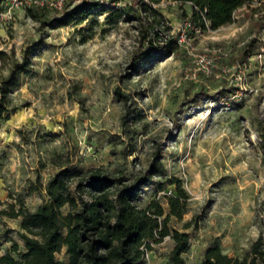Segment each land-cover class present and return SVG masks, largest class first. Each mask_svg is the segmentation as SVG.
<instances>
[{
  "label": "rangeland",
  "instance_id": "1",
  "mask_svg": "<svg viewBox=\"0 0 264 264\" xmlns=\"http://www.w3.org/2000/svg\"><path fill=\"white\" fill-rule=\"evenodd\" d=\"M81 1L68 0L66 12ZM88 1L100 2L97 13L58 25V12L33 17L0 0V78L30 62L9 96L17 110L0 127V254L13 239L24 249L21 217L1 210H35L60 170L100 168L130 183L158 156L164 173L136 202L157 200L168 213L170 179L182 180L188 211L169 225L189 233L184 264H201L216 246L246 257L264 237V10L243 7L202 30L184 21L188 5L162 0L155 6L177 47L138 57L149 49L138 22L108 16L150 0ZM174 243L154 244L145 264H172ZM56 257L69 260L62 241Z\"/></svg>",
  "mask_w": 264,
  "mask_h": 264
},
{
  "label": "trees",
  "instance_id": "2",
  "mask_svg": "<svg viewBox=\"0 0 264 264\" xmlns=\"http://www.w3.org/2000/svg\"><path fill=\"white\" fill-rule=\"evenodd\" d=\"M162 0L142 1L114 10L108 18L117 15L124 20H136L143 42L149 49L140 51L138 57L149 53L151 48L163 45L177 47L170 34L169 20L155 6ZM182 5L184 21L194 28L213 29L234 21L236 12L243 7L264 10V0H173ZM258 3L257 6H253ZM100 2L82 0L64 15L54 18L58 25L74 20H84L97 13ZM41 7H28L27 13L36 17ZM107 11L106 8L99 10ZM251 45V44H250ZM253 54L248 52L247 55ZM30 65H15L8 77L0 78V127L8 121L17 107L11 106V89L18 85L21 73ZM264 139V134H263ZM264 145V143H263ZM164 173L158 156L147 173L137 176L130 183L117 184V178L100 168L87 171H71L64 168L52 176L46 184L47 201L30 211L24 206L1 210L2 214L21 217L19 242L12 240L7 250L0 254V264H145L147 252L165 237L174 239L170 254L172 264H184L183 254L190 247L189 233L172 228V217L182 218L188 211L189 195L182 180L172 177L175 193L167 196L169 212L163 205L152 200L141 207L136 200L142 189L154 175ZM66 247L69 260L57 259L60 244ZM2 243L0 242V252ZM15 255H19L17 259ZM201 264H264V237L259 236L244 258L230 256L221 246L209 247Z\"/></svg>",
  "mask_w": 264,
  "mask_h": 264
},
{
  "label": "built area",
  "instance_id": "3",
  "mask_svg": "<svg viewBox=\"0 0 264 264\" xmlns=\"http://www.w3.org/2000/svg\"><path fill=\"white\" fill-rule=\"evenodd\" d=\"M11 8H28L41 7L48 10L58 12L60 15L64 14L67 9L68 0H7ZM210 63L211 59L203 56L201 62Z\"/></svg>",
  "mask_w": 264,
  "mask_h": 264
}]
</instances>
